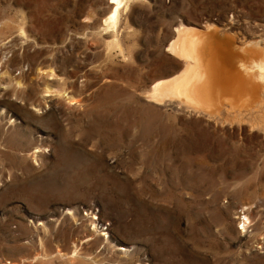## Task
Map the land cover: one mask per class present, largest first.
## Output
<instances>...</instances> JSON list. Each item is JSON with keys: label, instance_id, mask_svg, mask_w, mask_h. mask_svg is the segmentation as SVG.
I'll return each mask as SVG.
<instances>
[{"label": "rangeland", "instance_id": "rangeland-1", "mask_svg": "<svg viewBox=\"0 0 264 264\" xmlns=\"http://www.w3.org/2000/svg\"><path fill=\"white\" fill-rule=\"evenodd\" d=\"M111 1L0 0V264H264V140L147 99L264 0Z\"/></svg>", "mask_w": 264, "mask_h": 264}, {"label": "bare ground", "instance_id": "bare-ground-1", "mask_svg": "<svg viewBox=\"0 0 264 264\" xmlns=\"http://www.w3.org/2000/svg\"><path fill=\"white\" fill-rule=\"evenodd\" d=\"M121 2L109 3L113 11L108 26L114 30ZM233 28L231 21L206 22L197 28L180 24L168 52L183 61L184 69L179 76L158 82L146 92L147 99L187 109L216 126L230 124L233 133L244 132L242 123L236 122L246 118L250 131L256 130L264 140V50ZM64 88L62 95L68 92Z\"/></svg>", "mask_w": 264, "mask_h": 264}]
</instances>
